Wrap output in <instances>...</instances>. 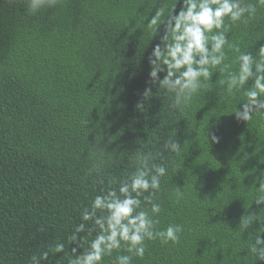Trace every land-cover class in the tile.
Returning <instances> with one entry per match:
<instances>
[{"label":"trees","instance_id":"obj_1","mask_svg":"<svg viewBox=\"0 0 264 264\" xmlns=\"http://www.w3.org/2000/svg\"><path fill=\"white\" fill-rule=\"evenodd\" d=\"M174 5L178 13L182 0H59L31 15L26 0H0V264H30L63 242L64 254L42 262L61 264L76 247L68 237L82 209L126 180L142 153L167 169L154 197L158 228L183 231L175 244L145 241L144 258L132 264H264L249 250L264 232V205L254 202L264 116L237 119L245 97L220 85L226 73L213 70L180 110L149 83L148 56L164 25L156 35L146 23ZM228 36L258 58L264 8ZM169 139L179 151L164 149ZM243 216L254 221L247 230ZM81 235L86 248L94 234Z\"/></svg>","mask_w":264,"mask_h":264},{"label":"clouds","instance_id":"obj_2","mask_svg":"<svg viewBox=\"0 0 264 264\" xmlns=\"http://www.w3.org/2000/svg\"><path fill=\"white\" fill-rule=\"evenodd\" d=\"M58 2L26 0L31 15L54 7ZM175 8L176 5L166 17L163 9H157L147 20L146 26L154 28L156 35L158 27L164 25L160 43L148 56L149 83L165 94H172L169 107L180 110L189 104L203 82L210 81L213 70L226 73L220 85L225 86L229 94L239 92L245 97V103L235 113L237 119L248 121L253 114L264 116V46L258 49L257 58L250 52L241 51L240 46L231 42L228 36L233 25L238 22L246 24L254 18L258 8H264V0H255L254 3L249 0H182L178 13H175ZM228 52L236 53L231 63H225ZM149 92H152L151 87L145 94ZM212 141L218 142V137L212 136ZM163 147L172 153L180 149L172 139ZM152 159L151 153L140 154L137 157L139 166L126 180L118 187L110 184L106 191L102 190L89 206L82 209L80 223L68 237L69 245L75 244L76 247L71 249L67 258L61 259V264H102L105 256H111L114 250L122 248L128 254L117 255L113 264H132L134 257L144 258L145 241L159 239L164 245L179 242L182 225L169 224L166 228H158L161 205L154 201V197L167 169L163 164H150ZM254 202L264 205V176L259 178ZM253 223L250 217L243 216L240 220L245 230ZM81 233L94 234V238L87 241L86 248L83 247L84 236ZM262 234L264 232L256 236L249 249L257 261H264ZM79 249L82 251L78 252ZM50 253L64 254L65 244L50 245L48 250L31 256L30 264H42Z\"/></svg>","mask_w":264,"mask_h":264}]
</instances>
